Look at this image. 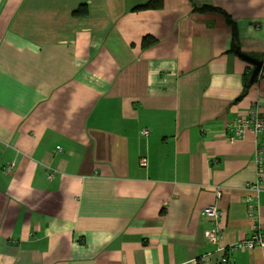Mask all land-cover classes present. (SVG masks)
I'll return each instance as SVG.
<instances>
[{
  "label": "crops",
  "instance_id": "1",
  "mask_svg": "<svg viewBox=\"0 0 264 264\" xmlns=\"http://www.w3.org/2000/svg\"><path fill=\"white\" fill-rule=\"evenodd\" d=\"M144 1L0 0V264H264L217 249L250 232L264 130L226 126L253 103L264 119V77L244 93L234 51L264 60V0Z\"/></svg>",
  "mask_w": 264,
  "mask_h": 264
},
{
  "label": "built area",
  "instance_id": "2",
  "mask_svg": "<svg viewBox=\"0 0 264 264\" xmlns=\"http://www.w3.org/2000/svg\"><path fill=\"white\" fill-rule=\"evenodd\" d=\"M257 78L264 77V71L260 67L256 74ZM226 139L229 141L242 139L246 132L250 131L253 136H256L264 130V119L262 112L258 108L256 103L250 105L246 113L243 115L235 116L230 122L227 123ZM141 134L147 135L148 130L146 128L141 130ZM252 164L254 178L245 182L244 184V205L246 216L251 219L250 232L245 238H241L225 245L217 247L218 250L223 251V254L219 260L227 262L229 260L228 253L235 250H250L252 248L264 249V232L261 229L259 219V194L262 191V180L264 176V143L254 144L252 152ZM9 166H7V169ZM51 176V174H49ZM220 193V187L215 188V197L217 198ZM200 214L208 218L212 222V226L208 231L207 239L209 242L217 244L220 237V228L218 225V219L221 215V211L215 204H210L203 207ZM200 260H207L208 254H203L199 258Z\"/></svg>",
  "mask_w": 264,
  "mask_h": 264
},
{
  "label": "trees",
  "instance_id": "3",
  "mask_svg": "<svg viewBox=\"0 0 264 264\" xmlns=\"http://www.w3.org/2000/svg\"><path fill=\"white\" fill-rule=\"evenodd\" d=\"M161 6V0H145L144 2L142 3H138V4H135L132 9L134 10H141V9H147V8H158ZM204 9H210V10H214V11H218L220 12L223 16H224V19L226 21V23L230 26L231 28V32H232V39H235L236 38V26H235V23L233 22V20L231 19V17L223 10L217 8V7H213V6H209V7H202L200 10H204ZM86 12L85 8H81V7H77L73 13L74 14H79V13H84ZM155 39L148 36V35H145L141 38V46L143 47H146L148 45H151L152 43H154ZM236 48V47H235ZM234 48V49H235ZM262 70L264 71V60L262 61ZM249 74L245 76V79H244V84H245V87L244 88V93L246 91V89L251 86V84L257 79V77L255 76L253 81L251 83H248V77H249ZM243 95V92H241V94L236 98H240L241 96ZM246 113V112H245ZM243 115V114H241ZM229 132V131H227Z\"/></svg>",
  "mask_w": 264,
  "mask_h": 264
},
{
  "label": "water",
  "instance_id": "4",
  "mask_svg": "<svg viewBox=\"0 0 264 264\" xmlns=\"http://www.w3.org/2000/svg\"><path fill=\"white\" fill-rule=\"evenodd\" d=\"M234 51L238 56H240L242 59H244L245 61L249 62L252 65V69L248 77V83H251L254 77L256 76L257 72L259 71L262 65V61L240 52L237 48H235Z\"/></svg>",
  "mask_w": 264,
  "mask_h": 264
}]
</instances>
